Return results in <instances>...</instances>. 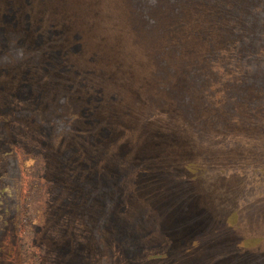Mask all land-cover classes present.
<instances>
[{
  "label": "rangeland",
  "instance_id": "1",
  "mask_svg": "<svg viewBox=\"0 0 264 264\" xmlns=\"http://www.w3.org/2000/svg\"><path fill=\"white\" fill-rule=\"evenodd\" d=\"M0 264H264V0H0Z\"/></svg>",
  "mask_w": 264,
  "mask_h": 264
}]
</instances>
